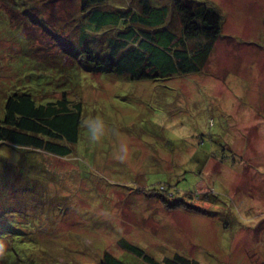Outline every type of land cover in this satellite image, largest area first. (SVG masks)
<instances>
[{
	"label": "rangeland",
	"instance_id": "1",
	"mask_svg": "<svg viewBox=\"0 0 264 264\" xmlns=\"http://www.w3.org/2000/svg\"><path fill=\"white\" fill-rule=\"evenodd\" d=\"M79 1H0V121L14 95L81 104L70 155L0 146V264H147L121 240L160 263L264 264V0H185L214 8L222 35L201 71L160 81L91 66L87 46L108 52L124 27L88 44Z\"/></svg>",
	"mask_w": 264,
	"mask_h": 264
},
{
	"label": "trees",
	"instance_id": "2",
	"mask_svg": "<svg viewBox=\"0 0 264 264\" xmlns=\"http://www.w3.org/2000/svg\"><path fill=\"white\" fill-rule=\"evenodd\" d=\"M2 1V0H0ZM108 0H80L86 24L82 37L89 41V33L99 32L111 25L123 26L111 37L108 52L99 53L87 46L85 53L91 66L106 69L118 78L133 81H160L177 75L197 73L206 67L214 44L222 35V17L212 7L194 1L173 0L171 6L153 8L149 0H137L141 8L135 11L123 7L105 11ZM77 8V7H76ZM122 8V9H120ZM182 21V33L174 32L169 24L171 15ZM195 42L194 49L188 42ZM66 97L37 105L29 95H14L5 104V116L0 121V146L40 152L53 157L71 154L69 146L79 142L81 104L70 106ZM47 165V162H43ZM119 247L134 254L147 264H200L198 261L176 255L158 262L142 249L119 241ZM102 264H125L110 253H105Z\"/></svg>",
	"mask_w": 264,
	"mask_h": 264
}]
</instances>
